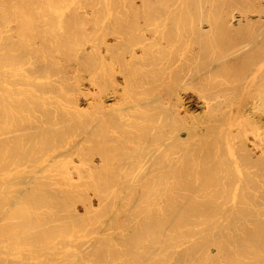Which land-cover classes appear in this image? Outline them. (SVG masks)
Returning <instances> with one entry per match:
<instances>
[{"label":"bare ground","instance_id":"6f19581e","mask_svg":"<svg viewBox=\"0 0 264 264\" xmlns=\"http://www.w3.org/2000/svg\"><path fill=\"white\" fill-rule=\"evenodd\" d=\"M0 264H264V0H0Z\"/></svg>","mask_w":264,"mask_h":264}]
</instances>
